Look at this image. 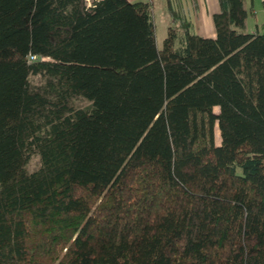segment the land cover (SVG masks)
<instances>
[{"label":"trees","instance_id":"1","mask_svg":"<svg viewBox=\"0 0 264 264\" xmlns=\"http://www.w3.org/2000/svg\"><path fill=\"white\" fill-rule=\"evenodd\" d=\"M219 4L159 48L154 0H0V264H264V32Z\"/></svg>","mask_w":264,"mask_h":264},{"label":"crops","instance_id":"2","mask_svg":"<svg viewBox=\"0 0 264 264\" xmlns=\"http://www.w3.org/2000/svg\"><path fill=\"white\" fill-rule=\"evenodd\" d=\"M246 4L253 7V13L251 18L253 19L249 23V30L255 31L260 30V25L258 24L257 10L255 8L256 1L260 0H245ZM263 0H261L262 2ZM177 4L183 5L186 8L187 17L191 20L193 30L196 34L202 36H215V26L213 21V15L220 10L219 0H177ZM187 7L191 10L188 12ZM190 13V14H189Z\"/></svg>","mask_w":264,"mask_h":264},{"label":"rangeland","instance_id":"3","mask_svg":"<svg viewBox=\"0 0 264 264\" xmlns=\"http://www.w3.org/2000/svg\"><path fill=\"white\" fill-rule=\"evenodd\" d=\"M177 0H154V4H155V11H154V18H155V24H156V40H157V46L159 48L163 47V43L164 40L168 34V29L169 27L172 25L173 23V16L171 15V13L169 12L170 10V4L172 3V5L175 7L174 3ZM247 3V1H246ZM172 6V7H173ZM247 7H249L248 4H246ZM180 7L182 8V11H184L183 13H187L186 8L182 5H180ZM176 8V7H175ZM179 8V5H178ZM256 10H257V18H258V24L260 25V30L261 32H264V8L262 6V2L260 1H256V6H255ZM188 12H190V8L187 7ZM190 14V13H189ZM253 19L251 17H249L248 20V25L249 23H251ZM194 31V30H193ZM216 140L217 142L220 141V132L218 130V127L216 128ZM35 165H37V159L32 161L31 164V168L34 167Z\"/></svg>","mask_w":264,"mask_h":264}]
</instances>
